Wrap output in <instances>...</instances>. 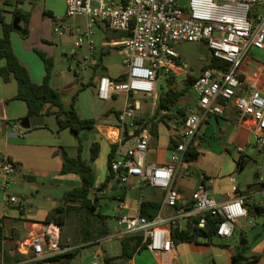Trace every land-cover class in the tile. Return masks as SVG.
Returning a JSON list of instances; mask_svg holds the SVG:
<instances>
[{
  "label": "crops",
  "instance_id": "0c3cea01",
  "mask_svg": "<svg viewBox=\"0 0 264 264\" xmlns=\"http://www.w3.org/2000/svg\"><path fill=\"white\" fill-rule=\"evenodd\" d=\"M43 2V11L51 14V17L31 9L36 3L35 0H0V15L7 24L12 23V12L15 8L30 14L27 37L22 38L18 32L13 31L10 35V45L33 83L40 84L45 74L43 62L35 51L43 53L46 58H51L53 66L59 63L62 57L69 59L77 68L82 66L81 61L91 62L93 66L97 64L102 66L103 58L106 57L107 74L100 77L116 80L125 75V68L122 72L120 69L124 67L121 53L124 33L112 32L106 25L96 23L90 29L88 39L95 44L97 52L91 53L86 42L75 48L76 39L84 37L87 32L86 20L84 19V25L78 23L79 18L67 22L68 19L64 17V0ZM55 26L60 27L62 34L53 32ZM93 36H97L95 41L92 39ZM113 53L120 59V67L114 62H109ZM262 54L264 51L251 55L261 58ZM249 64L256 65L259 74L264 73V65L255 64L247 58L244 69ZM3 65L4 62L1 60L0 68ZM255 76L253 81L258 82H252L245 77L249 84L264 88ZM75 79L77 85L83 84L80 81L77 83L76 73ZM98 79L94 82L95 88ZM72 84L64 72L51 74L50 86L61 92L65 104L74 92ZM16 92L14 79L4 82L0 77V157L8 158L16 166L8 192H0V220L3 231L0 264H24L35 261L32 260L33 253L29 240L43 232L46 214L60 206L63 194L77 187L80 181L76 174H60L61 158L53 155L59 148H63L69 157L75 158L77 139L67 134L66 130L55 132L44 125L25 129L23 120L27 117V108L23 101L14 99ZM119 97L123 98L122 95H116L113 100L116 101ZM139 97L140 108H150V99ZM142 100L146 101L145 104L141 102ZM116 116L115 114L112 121L111 115L108 114L101 120L94 119L96 124L93 129L79 133L80 155L83 160H88V148L92 143L99 146L97 157L90 163L94 173L93 192L101 197V200L112 198L117 205L110 213L102 214L99 211L102 220L91 219L94 226L87 232L95 235L100 220L102 226L110 232L105 238L82 243L80 227L72 228L66 236H63L65 226L63 227L60 244L62 243L65 252L61 254L64 255L62 260H67L68 257L65 255L78 249L70 264H103V258L118 257L121 253L120 240L125 236V224L121 223V218L139 216L142 201L158 202L159 208L162 203L164 193L161 190L146 186L136 178H130L129 183L125 185L127 189L122 201L115 198L125 186L110 182L102 191H96L109 173L107 159L110 146L115 142ZM236 117L233 105L225 104L222 115L210 116L199 125L192 140L198 156L194 161L181 166L172 184L180 196L181 203L189 205L192 192L202 183L209 198L217 203L225 202L228 194L242 195L246 201V212L249 206L253 205L264 209V200L261 198V193L264 192V149L247 154L248 162L243 168L247 174L242 181L235 177V164L239 157L237 149L245 148L252 138V123L245 121L242 125H236ZM45 122L46 118L44 124ZM179 125L169 119L157 124L156 132L152 134L149 142L148 163L158 166L167 162L172 146L175 145L174 135ZM185 172H188V175ZM231 178L234 179L235 186L231 184ZM9 196L16 197L17 204H7L6 199ZM163 214L169 215L168 212ZM240 240L245 241L242 246L239 245ZM239 248H243L245 258L257 257L256 261H245L243 264H264V213L257 215L250 213L249 217L240 220L229 239L215 236L209 243L202 238L196 242L173 243V249L162 254H155L144 248L126 261L117 260L111 264H231V257Z\"/></svg>",
  "mask_w": 264,
  "mask_h": 264
},
{
  "label": "built area",
  "instance_id": "2783aa9c",
  "mask_svg": "<svg viewBox=\"0 0 264 264\" xmlns=\"http://www.w3.org/2000/svg\"><path fill=\"white\" fill-rule=\"evenodd\" d=\"M64 6L65 18H83L87 23V32L76 39L75 48L86 42L91 53L97 52L88 39L96 23L112 32L129 34L121 43L125 75L120 80L100 77L96 86L99 101L110 102L116 95L124 98L115 118L117 148L110 161L111 182L125 186L130 178H136L161 190L164 196L154 219L122 217L124 235H141L144 248L162 254L173 249L172 231L193 226L202 229L210 216L219 220L216 236L231 238L235 225L247 218L244 196L228 194L225 202L217 203L201 183L192 192L187 208L172 184L181 166L187 164L184 154L199 125L210 116L222 115L225 104L233 105L236 125L252 123L251 141L237 149L239 155L264 149V88L249 84L243 69L249 53L264 51V0H64ZM53 32L63 31L55 26ZM179 42L204 44L222 64L204 67L193 82L196 103L186 109L167 162L156 166L147 162L152 138L149 119L155 111L159 78L183 72L174 49ZM139 96L150 99V108H140ZM15 172V164L0 157L1 193L8 192ZM230 182L235 186L233 178ZM261 194L264 200V192ZM6 202L17 204L18 199L9 196ZM59 234V227L49 224L33 236L29 240L32 260L63 254Z\"/></svg>",
  "mask_w": 264,
  "mask_h": 264
},
{
  "label": "trees",
  "instance_id": "16d2710c",
  "mask_svg": "<svg viewBox=\"0 0 264 264\" xmlns=\"http://www.w3.org/2000/svg\"><path fill=\"white\" fill-rule=\"evenodd\" d=\"M125 1V0H122ZM17 4V3H16ZM13 18L19 19V25L21 32L19 33L22 38H26L28 34L29 12H24L15 8L12 12ZM44 15L51 17V14L44 12ZM0 61L4 62V65L0 68V77L4 82H8L11 78L14 79L17 86V92L14 99L21 100L26 104L27 113L26 118L35 116H54L58 126V130H69L73 136L77 139V156L75 158L69 157L63 148H59L53 155H58L61 158L62 166L60 174H76L79 177V185L67 192H65L61 198V205L50 210L43 223L45 225L55 224L59 227L61 232L65 226L67 217L73 213L78 221L80 227V233H82L81 242L86 243L98 239L105 238L109 235V230L102 226L99 220L96 227L97 232H87L94 226L91 222L92 218L103 219L100 215L98 207L101 197L93 192L94 186V173L91 167V162L97 157L99 146L97 143H92L89 148L88 160H83L81 153V141L79 133L83 130L93 129L96 121L94 119H82L79 118L74 104L77 94L85 89L87 85H81L79 89L70 97L67 104L63 103V95L61 92L56 91L50 86V77L53 70V60L46 58L41 52L35 51V53L42 60L45 74L40 84H35L31 81L26 68L21 65L13 53L10 45V35L13 32L12 23H5L0 15ZM129 34H124L123 37H127ZM222 63L210 55L209 62L206 66H220ZM96 66V65H94ZM205 66V67H206ZM123 78V75L116 80ZM197 76L187 74L183 81V88L176 90L173 88L174 76L164 78L165 90L157 93L155 111L152 117L149 119L152 123L151 133L154 135L156 127L159 122H165V120H172V117L168 115V112L174 111V123L179 125L184 122L185 108L178 107L172 109L178 100L185 95V93L191 88L193 82ZM116 115L118 112L115 113ZM179 117V118H178ZM176 118V119H175ZM46 127V125L44 124ZM173 147V146H172ZM117 145L110 146V153L108 154L107 167L108 175L105 180L99 185L96 191H102L111 182L112 173L109 170L110 161L115 156V150ZM198 154L195 151L193 142L189 145L187 151L184 154V160L186 162H192L197 158ZM248 162V158L243 155H239L236 164L235 171L242 170ZM127 187H123L122 191L116 196L115 199L122 201L124 193ZM190 205H187V208ZM159 208V203L155 201H142L139 206V216L144 217L147 220H152ZM252 214L264 213V209L259 206H249L247 209V217ZM218 218L208 216L204 228L199 229L193 226L185 231H172L171 239L174 244L181 242H196L199 238L205 239L207 243L211 238L216 236V225ZM3 231L2 223L0 220V251L2 249ZM63 248V246L60 244ZM121 253L118 257L103 258V264H111L115 261H126L130 259L136 252L144 249L143 238L141 235H126L120 240ZM241 249V250H240ZM78 253V249L72 250L67 255L68 259L63 261L64 255H57L51 258H46L40 261L26 262L24 264H70V260ZM257 257H251L247 259L243 256V248H239L232 257L231 264H243L245 261H256Z\"/></svg>",
  "mask_w": 264,
  "mask_h": 264
},
{
  "label": "rangeland",
  "instance_id": "374dc122",
  "mask_svg": "<svg viewBox=\"0 0 264 264\" xmlns=\"http://www.w3.org/2000/svg\"><path fill=\"white\" fill-rule=\"evenodd\" d=\"M36 3L32 5L31 9L34 11H37L39 13L43 12L44 8V2L43 0H35ZM67 19V18H66ZM73 19H68L67 22L72 21ZM78 23L80 25L85 24V20L83 18L77 19ZM101 35V34H100ZM97 36H93L92 39L95 41ZM175 52L179 56L181 62H182V71L178 72L174 76V82H173V88L176 90H180L183 88V81L187 74L198 76L200 74L202 68L206 66L209 62L210 58V52L208 51L207 47L202 43H189V42H179L174 46ZM257 57V56H256ZM255 56H252L250 53L246 57L247 59L251 60V62L255 64L264 65V54L256 58ZM106 57L103 58V65L97 64L96 66H93L91 62H82V66L77 68L75 65H72L69 62V59L62 57L59 63L54 64L52 74L58 73L64 74L68 77L72 85L74 86V92L73 94L79 89L81 84L77 85L75 83V73L77 75V83L82 82V85H87V87L83 90H81L76 97V101L74 104V109L78 115L79 118L82 119H95V120H101L102 117L105 114L111 115V121L114 120L113 117L116 112H119V110L122 107V97L117 98L116 101H110V102H102L99 101L96 97V88L94 86V82L100 78L101 75L107 74L106 67ZM109 62H114V64L117 67L121 66L120 59L116 56V53H113L111 58L109 59ZM124 71V67L121 68ZM244 69V68H243ZM245 75L250 79L252 82H258L253 81V76L258 78L259 84L264 87V73L259 74L257 72L256 65L249 64L244 69ZM115 74H119L116 73ZM165 82L164 77H160L158 80V90L157 92H163L165 90ZM72 94V95H73ZM140 97H137L139 99ZM197 96L195 92L190 88L183 97H181L178 102L175 104V106L172 109L180 108H188L190 105H193L196 103ZM143 104L146 102L145 100L141 101ZM68 103V102H67ZM146 113L148 114V110H146ZM168 115L172 117V120H174V111L168 112ZM179 118V117H178ZM176 119V118H175ZM45 125L47 128L54 130L55 132H58V126L56 123V119L54 116H49L46 118ZM67 134H70L73 136L69 130L65 129ZM90 148V147H89ZM88 148V151H89ZM246 170H239L235 171V177L242 181V178L246 175ZM114 193V190L111 191ZM110 197V196H109ZM116 202L112 198H106L100 200V205L98 207V210L103 213H110L114 208H116ZM77 217L71 213L67 217L66 223H65V229L63 231V236H66L72 228H79V221L76 219ZM60 240L62 233L59 234ZM61 242V241H60ZM62 244V243H61Z\"/></svg>",
  "mask_w": 264,
  "mask_h": 264
},
{
  "label": "water",
  "instance_id": "95a60500",
  "mask_svg": "<svg viewBox=\"0 0 264 264\" xmlns=\"http://www.w3.org/2000/svg\"><path fill=\"white\" fill-rule=\"evenodd\" d=\"M182 3V1H181ZM12 28L14 31L20 33L21 32V27L19 25V19L17 17L13 18L12 21ZM44 120L45 117L40 115V116H35V117H29V118H25L23 120V127L25 129H29V128H33V127H39V126H43L44 125ZM245 243V241L240 240L239 245L242 246Z\"/></svg>",
  "mask_w": 264,
  "mask_h": 264
}]
</instances>
